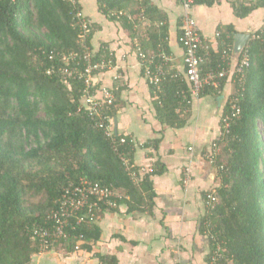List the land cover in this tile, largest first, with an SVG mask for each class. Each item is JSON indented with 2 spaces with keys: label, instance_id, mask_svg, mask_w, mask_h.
<instances>
[{
  "label": "trees",
  "instance_id": "1",
  "mask_svg": "<svg viewBox=\"0 0 264 264\" xmlns=\"http://www.w3.org/2000/svg\"><path fill=\"white\" fill-rule=\"evenodd\" d=\"M193 1L210 5L220 0ZM229 1L240 18L264 8V0ZM97 2L102 13L123 25L135 48L147 51L167 46V14L150 0ZM79 10L83 8L78 0H0V264H32L40 247L31 227L51 225L47 215L57 208V199L70 182L86 177L112 185L130 195L121 203L141 210L153 204L151 176L164 170L157 161L153 172L136 183L122 161L124 154L133 162V139L117 129L108 136L81 109L85 82L68 77L63 68L84 66L87 47L97 55L110 50L105 44L95 49L93 22L89 35L81 40ZM218 32V46L200 50L206 71L219 65L224 49L234 47L233 25H220ZM254 32L259 37L251 34L244 48L250 65L238 86L241 114L230 132L216 139L221 145L218 166L226 167H218L222 182L215 189L220 200L207 207L202 219V230L211 240L209 264H264V29ZM71 51L78 52V58L64 60ZM233 53L237 59L243 54ZM105 74L97 76L98 85ZM152 87L153 95L160 97L154 99L158 118L170 126H184L192 98L184 75L168 74L158 93ZM209 89L219 90L209 86L203 93ZM116 98L102 109L113 122L120 110ZM228 111L229 104L225 114ZM150 142L157 147L160 140ZM67 231L70 249L77 239L91 249V241L102 234L94 222ZM218 245L223 255L214 262ZM101 261L118 264L115 257L102 256Z\"/></svg>",
  "mask_w": 264,
  "mask_h": 264
},
{
  "label": "crops",
  "instance_id": "2",
  "mask_svg": "<svg viewBox=\"0 0 264 264\" xmlns=\"http://www.w3.org/2000/svg\"><path fill=\"white\" fill-rule=\"evenodd\" d=\"M78 1L95 24V49L100 50L105 44L114 54L115 68L102 77L101 84L116 89L120 110L113 123L119 133L134 140L133 162L141 171L134 181L140 183L146 173L153 172L149 169H154L157 161H161L164 170L151 176L154 193L151 207L147 204L141 210H130L120 202L116 209L103 208L94 222L101 227L102 234L91 241V249L84 248V241L78 239L70 249L71 241L62 240L49 250L36 253L32 264H103L102 256L115 257L118 264H209L211 240L202 230L207 211L205 194L221 184L222 176L207 155L221 134L222 118L230 96L236 91L233 73L226 77L221 89L192 95L184 126L164 124L157 116L154 90L147 73V68L155 64L143 62L123 25L102 13L97 0ZM150 1L168 17L167 46L162 48L171 56L168 70L183 75L184 48L179 34L186 9L181 0ZM190 12L207 45L213 48L218 46L220 25H233L236 33H252L264 25V8L240 18L229 0L193 5ZM236 61L233 55L231 64ZM116 74L122 78L115 79ZM154 139L160 140L157 147L150 142ZM187 168L191 175L188 182ZM129 199L130 195L125 194L123 200Z\"/></svg>",
  "mask_w": 264,
  "mask_h": 264
},
{
  "label": "built area",
  "instance_id": "3",
  "mask_svg": "<svg viewBox=\"0 0 264 264\" xmlns=\"http://www.w3.org/2000/svg\"><path fill=\"white\" fill-rule=\"evenodd\" d=\"M74 3L77 0H72ZM182 5L186 9V13L182 18V32L179 40L184 48V64L185 71L184 77L190 84L192 95L202 94L207 87L213 86L219 89L221 80L228 77L230 73H233L234 82L237 85L236 91L232 93L228 101L229 111L224 114L222 118V129L220 136L230 132L232 123L241 114L240 105V92L238 87L242 84L246 77V68L250 65L249 54L247 51H242V56L232 65L231 59L235 51L234 47L224 49L222 61L215 69L205 70V59L200 54L202 47L209 48L206 39L203 36L196 18L191 14L190 10L194 5L193 0H181ZM77 15L80 17L78 21L82 29L81 40H85L90 33V26L92 20L87 17L83 10H79ZM264 29V25L262 26ZM253 37H259L254 31L251 33ZM250 34V37H251ZM220 33L217 32V36ZM250 39V38H249ZM245 48V47H244ZM109 50V49H108ZM138 53L143 62L154 63L151 68H147V73L150 77V82L157 90V93L162 87L164 78L171 72L168 70L167 65L171 60V56L165 49L148 50L147 52L138 47ZM78 52L71 51L70 55H64L63 59L75 61L78 58ZM96 57V58H95ZM84 66L79 67L77 64L73 67L66 66L63 71L68 77L75 79H83L85 85L82 89L83 97L81 109L87 112L90 116L96 119V125L104 128L108 136L114 134V123L110 116L103 113L104 104H112L116 100V89L113 86L98 85L97 76L103 72H109L115 68V58L113 52L106 51L99 55L94 54L90 47H87L86 52L82 55ZM159 59V60H157ZM80 60L78 61V64ZM232 65V66H229ZM172 74V73H171ZM178 76L179 74H174ZM115 79L122 78L121 74H116ZM98 83V84H97ZM156 98H160L156 94ZM125 142V138L121 139ZM134 142V140H132ZM221 151V145L217 140L214 141L211 152L207 155V158L218 166V156ZM122 161L126 165L132 178L136 180L139 177L140 169L134 162H131L126 155L122 154ZM219 168L224 169L226 164L219 165ZM149 171H153L150 168ZM187 178L186 182L191 179L190 168L185 171ZM125 197V194L121 190L112 185L103 184L98 181H91L86 177H80L79 182H70L63 188L62 195L57 199V208L51 210L47 219L50 226H39L36 223L32 225V232L38 238V244L40 251L49 250L56 243L64 240L71 239L67 229L69 227L75 229L80 223H92L99 217L98 213L103 208L116 209L120 205V200ZM220 198L217 195V190L210 189L207 191L206 206L212 207L219 202ZM76 237V236H75ZM84 235H80V239H83ZM221 245L217 246V249L213 254V261L216 262L221 258L223 253L220 252Z\"/></svg>",
  "mask_w": 264,
  "mask_h": 264
},
{
  "label": "water",
  "instance_id": "4",
  "mask_svg": "<svg viewBox=\"0 0 264 264\" xmlns=\"http://www.w3.org/2000/svg\"><path fill=\"white\" fill-rule=\"evenodd\" d=\"M250 38V33L239 32L235 35L234 48L235 51L240 53L243 51L244 47L247 45Z\"/></svg>",
  "mask_w": 264,
  "mask_h": 264
},
{
  "label": "clouds",
  "instance_id": "5",
  "mask_svg": "<svg viewBox=\"0 0 264 264\" xmlns=\"http://www.w3.org/2000/svg\"><path fill=\"white\" fill-rule=\"evenodd\" d=\"M251 34V33H250ZM107 73V72H106ZM116 128H115V124H114V130H115Z\"/></svg>",
  "mask_w": 264,
  "mask_h": 264
}]
</instances>
